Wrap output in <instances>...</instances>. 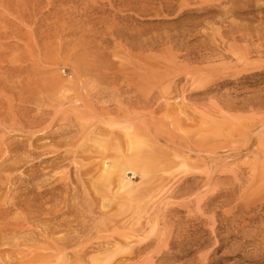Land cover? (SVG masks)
I'll use <instances>...</instances> for the list:
<instances>
[{
    "label": "rangeland",
    "instance_id": "obj_1",
    "mask_svg": "<svg viewBox=\"0 0 264 264\" xmlns=\"http://www.w3.org/2000/svg\"><path fill=\"white\" fill-rule=\"evenodd\" d=\"M0 264H264V0H0Z\"/></svg>",
    "mask_w": 264,
    "mask_h": 264
},
{
    "label": "bare ground",
    "instance_id": "obj_2",
    "mask_svg": "<svg viewBox=\"0 0 264 264\" xmlns=\"http://www.w3.org/2000/svg\"><path fill=\"white\" fill-rule=\"evenodd\" d=\"M110 133H111V131H110ZM109 133V134H110ZM113 133H114V131H113ZM108 134V135H109ZM112 134V133H111ZM115 134H117V133H115ZM118 136H119V134H117ZM116 136V135H115ZM115 136H113V137H115ZM110 137H112L111 135H110ZM136 140V138L134 139V141ZM133 143V142H132ZM131 143V144H132ZM135 144V145H134ZM134 144H132V146H135V148H132L131 150H132V152H134V153H136L135 151H133V150H135L136 149V151H137V157H135V158H132L133 157V154H132V157H130V159H127L126 161H121V162H116L115 163V166H114V171L113 172H109V174H108V178L107 179H112L113 177L114 178H116V177H118V176H116V175H122V174H125L124 175V178L126 179V175H128L127 174V172L128 171H131V173H130V175H135V173L133 172L134 171V168H135V171H137L138 169H136V168H141V170H145V165L147 164V162H146V164L144 163V160H145V158H146V153H145V150H144V156L142 155V159L143 160H141V152H140V147L141 146H139V141H138V143H137V141H136V143L134 142ZM142 150H143V147H142ZM141 150V151H142ZM120 151V150H119ZM119 154V153H118ZM120 154H122V152L120 151ZM123 155V154H122ZM125 155V154H124ZM123 155V156H124ZM140 155V156H139ZM135 156V155H134ZM127 158H128V156H127ZM125 159H126V157H125ZM120 160V157H118V161ZM122 160V159H121ZM143 168V169H142ZM113 169V168H112ZM107 175H105V177H106ZM116 176V177H115ZM104 177V178H105ZM112 177V178H111ZM119 178V177H118ZM118 178H116L117 180H120V179H124L123 177H120L119 179ZM107 179H106V181H107ZM105 180V179H104ZM112 180H114V179H112ZM111 180V181H112ZM122 180H120V183L122 182ZM127 180V179H126ZM124 182H125V180H123ZM110 182V181H109ZM123 183V182H122ZM127 183V182H126ZM126 183H123L124 184V186L125 185H127ZM122 188V187H121Z\"/></svg>",
    "mask_w": 264,
    "mask_h": 264
}]
</instances>
